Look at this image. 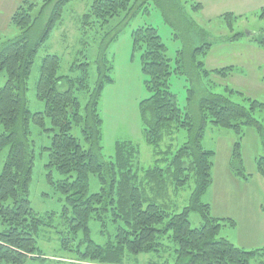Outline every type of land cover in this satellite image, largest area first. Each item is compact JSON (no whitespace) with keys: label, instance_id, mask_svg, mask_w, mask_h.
I'll return each instance as SVG.
<instances>
[{"label":"trees","instance_id":"trees-1","mask_svg":"<svg viewBox=\"0 0 264 264\" xmlns=\"http://www.w3.org/2000/svg\"><path fill=\"white\" fill-rule=\"evenodd\" d=\"M70 1L43 0L35 16L31 11L37 4L24 1L10 16L11 25L20 33L0 44V72L5 74V83L0 87V152L8 148L0 168V264H22L27 259L42 258L35 236L45 223L33 212L28 198L35 160L28 137L30 125L42 128L45 117L56 130L49 146L40 148L47 151L46 178L65 194L72 216H65L68 212L65 207L64 219L70 232L74 235L80 230L83 232V238L74 246L71 236L60 238L61 250L73 253L74 260L125 264L140 253L159 256L165 247L160 237L170 233L168 238L175 244L173 264H249L255 256H260V262L264 263V246L245 250L219 236L225 224L233 228L235 221L212 216L209 204L201 200L212 181L214 156V151L202 146L207 122L233 131L236 140L228 166L234 175L245 179L240 152L242 125L254 128L264 151V126L252 115L256 107L264 108V104L244 97L239 90L236 92L243 102H248V107L227 95L188 89L189 103H194L197 96L199 117L194 121L193 113L181 109L170 91L172 74H186L195 87L196 79L200 81L209 74L225 78L241 72L236 66L204 68L203 60L213 44L210 33L193 17L203 5L196 0H90L88 11L77 20L81 48L70 65L74 75H58L60 58L55 54L44 55L35 88V96L44 103V109L31 112L25 93L34 59ZM150 3L171 26L173 36L181 41L182 47L171 67L166 46L155 27L148 24L131 31L132 49L140 52V69L146 76L143 85L149 93L139 102L138 111L144 139L153 147L155 156L151 166L141 168L139 147L131 140L115 141L110 160L102 158V118L98 104L103 88L112 82L107 46L117 38L120 26L138 13H147ZM221 17L232 30V22L241 16L226 12ZM258 17L264 19V6L258 11ZM116 18L121 19L118 25L110 32L105 31ZM100 29L104 32L95 59L96 79L91 84L90 63L86 61L84 49L88 45L87 36ZM242 35L234 33L228 40L237 41ZM252 41L264 49V29ZM225 89L234 93L230 88ZM79 95L85 97L84 105ZM73 126L79 127L87 146L71 134ZM181 129L187 132L186 141L172 153L171 149L167 154L162 152L161 141ZM254 164L264 181V155L255 158ZM52 171L66 177L54 181ZM89 175L96 176L99 191L88 193ZM190 178L193 187L188 203L180 212H171L166 203L170 190L177 194ZM190 212L200 215L198 227H191ZM106 217L117 225L113 236L99 245L89 236L88 222L90 219L103 222ZM148 264L168 262L149 261Z\"/></svg>","mask_w":264,"mask_h":264},{"label":"rangeland","instance_id":"rangeland-1","mask_svg":"<svg viewBox=\"0 0 264 264\" xmlns=\"http://www.w3.org/2000/svg\"><path fill=\"white\" fill-rule=\"evenodd\" d=\"M26 1V0H25ZM37 5L32 9L31 14L35 16L43 0H28ZM202 2L203 9L194 14V20L205 28L211 35L212 47L204 58V68L212 70L227 66H236L241 72H233L221 78V76L209 74L196 79L195 87L192 86L186 74H172L169 78L170 91L176 96L178 106L186 112L193 113L194 121H198L196 102L197 96L190 103L187 101L188 89L201 92H213L230 97L231 100L241 102L248 107V102H243L236 91H241L244 97L256 99L264 104V49H260L252 41L253 37L259 36L264 29V19L258 17L260 8L250 7L251 4L239 6L231 3V0H196ZM23 3V2H22ZM20 3V5L22 4ZM90 0H72L68 2L62 13L61 20L52 31L47 42L38 50L34 59L31 73L27 80V90L25 93L26 102L31 112H41L44 103L35 96L36 82L39 77V65L41 58L46 54H55L60 58V68L58 75L73 76L70 65L75 57L76 51L81 48V33L78 29V18L88 11ZM147 13H138L126 24L120 26V31L115 40L107 46V58L112 64V82L106 84L98 104V111L102 118V158L110 160L113 154V144L117 140H131L139 147V166L147 168L154 162L153 147L146 143L144 139L143 127L141 124L138 104L142 99L149 96L145 90L143 81L146 76L141 72L139 51H133L131 31L142 25H152L156 28L158 35L166 46V55L171 60V67L177 51L182 44L178 38L173 36L171 26L163 21V17L156 7L150 3ZM238 17L232 22V30L229 29L224 19L223 13L231 12ZM123 16V14H122ZM121 19L113 20L106 30L110 32ZM118 25V24H117ZM116 25V26H117ZM104 29L98 30L96 34L86 38L88 42L85 50L86 61L90 63V83L96 79L95 59L102 43ZM20 33L13 25H9L6 30H2L0 44L8 39L16 37ZM234 33H242V37L237 41H229L228 38ZM191 76V75H190ZM193 76H191L192 78ZM5 83V74L0 72V87ZM225 88H230L234 93H229ZM236 93V94H235ZM79 99L84 105L85 97L79 95ZM193 100V99H192ZM254 118L264 126V108L256 107ZM243 138L241 140V156L243 160L245 179L236 176L228 167L230 152L236 136L231 129L216 127L211 122H207L202 146L204 149L214 151L213 156V184L207 188L201 200L209 204L212 216L216 218H230L235 221L233 228L222 227L219 236L226 237L234 245L245 250H251L259 246L262 241L261 234H255L244 224L245 220L256 216L255 205L256 181L253 178L251 184H246V180L252 178L255 173V158L264 155L260 144V138L253 127L243 126ZM53 126L49 118H44L43 127L35 124L30 125L29 141L35 153L34 165L32 168L31 182L29 187L30 207L37 217L42 218L45 225L41 226L35 236L36 247L42 252L41 259H27L22 264H98L93 262H79L74 260V254L61 250L60 238L64 235L72 237V245L78 243L83 238L80 230L77 234L70 232L67 220L64 219V208H68L66 217H70V207L66 201L65 194L56 189L53 184H49L46 178L47 151L41 147L49 146L53 133ZM71 134L74 135L82 145L87 146L81 137L79 127L73 126ZM187 139V132L184 129L176 132L172 137H165L160 143V149L167 154L171 153L182 145ZM8 148L0 152V168L2 167ZM165 158V155L162 156ZM73 175V174H72ZM56 171H52V179L57 181L65 178ZM193 183L190 178L186 186L177 194L170 190L169 198L166 199L167 207L171 212H180L188 203V198L192 190ZM99 191V184L95 175H89L88 193ZM251 191V193H250ZM191 227H198L201 224L200 215L197 212L189 213ZM115 223L110 217L104 218L101 222L90 219L88 222L89 236L97 244H104L111 238L115 231ZM227 228V229H226ZM170 233L162 234L160 241L164 250L157 256L154 253H140L134 255L130 262L125 264H148L149 261H158L168 264L174 262L175 244L168 238ZM84 246V245H82ZM258 248H261L258 247ZM260 256H255L249 264L261 263Z\"/></svg>","mask_w":264,"mask_h":264},{"label":"crops","instance_id":"crops-1","mask_svg":"<svg viewBox=\"0 0 264 264\" xmlns=\"http://www.w3.org/2000/svg\"><path fill=\"white\" fill-rule=\"evenodd\" d=\"M24 1L25 0H0V36L2 35L1 34L2 30H6L9 27V25H11L10 23L11 14L15 11V9L18 6H20V3ZM200 3L202 4V2ZM231 3L239 6V11L245 10V9H242L241 6H245L247 4H251L252 6L250 7L254 6L255 8H261L262 6H264V0H231ZM212 169H213V166H212ZM255 173H256V176L252 175V178L250 177V179L246 180V184H251L254 181L253 178H255L256 181L254 182V185H258V188H256L257 192H256V199H255L257 214L255 218L252 217V218L246 219L244 224H247V228L255 232V234H261L262 241L259 242L260 244L259 246H257L258 248L260 246L261 247L264 246V181L262 177L257 173L256 168H255ZM211 175H212L211 184H213L212 170H211Z\"/></svg>","mask_w":264,"mask_h":264}]
</instances>
